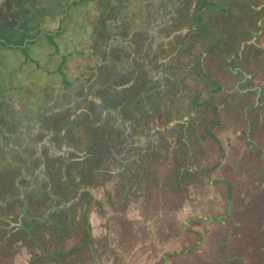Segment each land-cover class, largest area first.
I'll use <instances>...</instances> for the list:
<instances>
[{
    "label": "rangeland",
    "instance_id": "1",
    "mask_svg": "<svg viewBox=\"0 0 264 264\" xmlns=\"http://www.w3.org/2000/svg\"><path fill=\"white\" fill-rule=\"evenodd\" d=\"M75 1L59 0L58 4L54 5L57 9L53 11H57V15L60 14L58 23L62 20L60 27L65 29V34L60 37L62 39L58 40L56 37L54 40L53 35L58 36L55 34L56 29L49 27L50 22L46 23L48 10L54 8V0H41L36 5L47 7L42 11L43 17L33 24L34 28L40 29L31 32L23 26L26 34L20 38L21 41L26 44L28 35L38 36L43 50H53L56 47L68 49L71 43H80L82 33H79L89 26L85 21L87 7L84 6V22L78 21L77 18L81 19L79 16L82 7L78 8L80 0ZM244 4L243 0H229L216 16L212 14L214 20L222 23L221 26L224 25L225 28V20L233 21L243 15V12L235 7ZM121 7V4L117 6L118 9ZM211 7L216 10L220 6ZM76 8L79 13L74 12ZM123 8L125 11L124 4ZM115 9L110 8L109 12ZM92 11H95V8ZM128 16V12H124L123 18L127 20ZM56 17L54 16V19ZM257 20L260 25L256 24ZM41 21L44 23H40ZM67 26H72L73 34L77 35L70 37ZM250 29L245 37L243 34L241 36L250 38L249 40L259 38L256 42L264 48V11L254 16ZM3 36L5 34H2L0 29V55L4 53ZM201 40L207 45L213 42L214 38ZM228 40L229 38L224 36L217 41L221 47L211 52L207 65L204 66H207V73L204 74L208 78L212 75L214 80L222 84L224 90L213 96L202 97L199 101L204 106L200 107L196 115L188 114L186 120L180 119L183 123L177 124L174 116L165 117L162 122L156 119L157 112H153L150 114L151 125L142 126V130L136 125L137 137L133 139L153 135L158 136L157 140L162 142L149 143L151 145L146 151L141 152L139 149L136 154L132 152L123 156L122 152L120 154L118 151L114 154L115 158L108 157L103 164H92V174H89L88 178L92 183L88 181L89 186L84 187L83 199L79 204H75L73 215H70L69 219H62L61 222L50 217L49 224H46L53 229L46 226L36 232L41 235L37 238L39 245L21 238L22 233H17L19 236L15 238V232H10L22 224L17 221L19 206L17 203L11 204L12 195L17 191L12 185L13 179L18 176L14 173L15 177L10 180L9 186H5L6 190L2 189L9 194V200L8 204H5L6 208L0 207V217L8 216V223L0 221V264H264V88H246L247 84L243 83L245 76L241 74L246 73L248 68L245 64L246 58L262 61L257 58L262 50L253 44L246 45L242 50L241 43L237 45V42L232 41V51L227 48L231 41ZM54 44L56 45L53 48ZM19 46L20 44L16 47ZM125 47V56L135 52L130 45L126 44ZM34 50L32 46L29 53H26L25 49L21 48V58L28 64L37 66L38 61L27 59L26 56L35 58L36 53H31ZM139 54L142 58H138L137 53L136 59L126 69L132 70V83L125 85L127 90L137 91L140 84L144 83L143 72L140 70L150 64V54L149 50L146 54L141 51ZM226 54H230L229 62L226 60ZM13 55H7L10 69L22 67L21 59L16 54ZM159 57L156 55L151 61L155 62ZM36 58L38 59V56ZM65 58L67 56L62 52L57 53L51 65L48 59L41 55L40 67L46 69L43 72L35 74V70L33 73L23 68L17 69L18 72L0 70V79L3 75L7 76L5 88H12L17 94L19 91L25 92L24 100L29 104V107H25L27 111L31 107L30 103L42 106L47 103V98L62 102L72 95H77V90H83V80L84 88H90L91 83H95L96 88L90 90H98L102 96L105 94L104 86L99 87L101 71L84 79V72L80 70L82 73L77 78V87L74 88L69 82L70 85L67 86L72 88L63 89L59 95L55 92L51 94L48 88H32V84L35 87L38 85L37 82L43 85L58 80L67 83L69 77L64 78V75H68V72L59 69L60 60L64 63ZM67 68L69 69L68 66ZM152 68H155V64ZM190 71V74L189 71L184 74L181 72L182 88L165 91L163 95L168 100L181 90H189L187 83L197 90L206 88L203 85L204 78L197 75V69ZM153 72L154 70L150 69L149 79L159 86L166 87L162 80L164 76L159 73L154 75ZM255 73L258 78L253 80L251 86L264 80L262 72ZM192 75L195 79L198 76L202 84L198 85L197 81L191 78ZM29 76L33 83L28 84ZM128 92L126 100L131 102L133 96ZM172 104L169 103L168 106ZM5 113L11 115L10 111ZM158 128L167 130L163 132ZM82 134L84 135V129ZM107 135V138L111 136ZM89 160L90 158L87 159ZM124 160L131 162L125 163ZM102 170L107 172L103 173ZM92 177L94 181L91 180ZM126 178L129 190L122 186ZM34 184L39 187L38 181H34ZM44 212L45 210L35 208V212L31 209L28 215H41ZM37 219L40 217L33 218ZM3 226L7 227L6 230ZM52 238H57V241H52ZM11 239L14 242L10 243Z\"/></svg>",
    "mask_w": 264,
    "mask_h": 264
},
{
    "label": "flooded vegetation",
    "instance_id": "2",
    "mask_svg": "<svg viewBox=\"0 0 264 264\" xmlns=\"http://www.w3.org/2000/svg\"><path fill=\"white\" fill-rule=\"evenodd\" d=\"M37 1L39 0H3L2 4L4 6L0 7V18L3 19V22L1 21L2 24L8 27L11 26L12 22L18 23V21H20V25L24 24L25 21H23V19H27L29 14H32L31 9L36 6V4L34 5V3H36ZM168 1H170L171 3V0H165V4H167ZM86 2H88V0H85V3ZM197 4H199L201 7L199 9L194 30L197 33V36L190 39L181 34L180 36L182 37L178 41H171L169 43L162 42L158 45H153L152 42V44L149 46L150 48L148 49L150 54L148 60L150 61V67L145 66L140 70L143 72L144 83L140 84L137 91H135V89L127 90V88L125 87L126 84L131 82L130 76L132 75V72L130 70L121 71V73L117 71L116 73L115 69L111 70V68L109 69L108 66L105 65L102 67H105L104 71L106 72H99V76H101V85L104 84V81H107L108 87L104 86V88L107 89L106 93L102 96V94H99L98 92H94L93 90L84 88V92H86L88 95L84 96L85 117L82 120L80 117L76 118L72 116L70 111L71 108H62L61 112L55 115L54 113H52L51 109L48 108L47 103H42V106H37L36 104L30 103L31 106H33L36 110L33 116H25V118L15 117L13 121L9 120L5 122L7 123L6 125H8V134H12L15 136H18L16 132L19 131L20 124L22 125L28 122L30 123V125H33V133L29 134V138H32L31 142H37L38 140H40V138L42 137V134L40 133L42 132L49 133L44 137L52 136L51 150H46L42 155L43 162L46 164V170L42 171L43 173L41 174V183H43V185L38 187V189L33 186V184L29 188L26 187L27 185H24V181L21 184L19 183L16 185V183L14 182L12 184L17 191L12 195L13 200L11 199V204L17 203V205L19 206L17 211V221L22 224L19 227H15V229L10 232H15L14 235L17 233L30 235L31 237H29L28 239H31L32 233L34 231L40 232L44 227H50V225L46 224H49L48 220L50 219V217L51 219L60 220V222L63 221L62 219H69L68 217L70 215H73L75 204H79V201L83 199L84 187L86 188L87 186H89L90 182L92 183V181L88 180V178H90L89 174H92V164H103L104 160H107L108 157L115 158L114 154L118 151L120 152V154L122 152L124 156L129 153L131 154L132 152H135L136 154L137 150L139 149V151L141 152L148 149L149 145H151L149 144V142H146V145L142 146L139 139L133 140L132 137H134V133H136V131L138 130L136 129V125H138L141 130L148 124L151 125V113L157 112L158 116L156 119L162 120V122L165 117L174 116L176 118L174 119L178 124L180 117L183 118V116L181 115L183 114V112H185L184 104H172V106L167 107V103L164 99L165 95H163L165 91H169L172 88H178L174 82L180 80L182 70L186 71V69H184L186 62L184 60L180 61L181 58L183 57V59H186L187 57L194 54L199 55L202 51L206 55L221 47V44H218L216 41V35L213 36L214 30L218 31L220 28L218 29L212 24H209L214 19V15L208 13L210 9H214L211 7V5L213 4L205 3L203 0H199ZM106 7H108V5H106ZM222 9L223 8H221L220 11H222ZM263 11L264 10H262L261 8L259 10H256L257 13H247L243 15V17L240 19L243 29L238 30V36L243 38V36H241L243 34L245 37L249 33V30H251L250 23L253 20L254 16H256V14L259 15L260 13H263ZM203 20H205V23L202 26L201 22ZM8 23L10 24L8 25ZM61 23L62 20L60 22V25ZM214 23L217 22L214 20ZM257 23L258 20L256 21V24ZM170 27H172L173 32L177 27V30H181L180 33L184 28L183 25H178L176 23H172ZM165 28H169L168 25ZM176 33L177 32H175V35ZM19 38L20 36H18L14 40H18ZM201 38L208 40H210V38H214L215 42L212 40L213 42H209L208 44L210 45L207 46L208 44L206 45V43L203 42ZM237 39H231L229 46H227L229 50H232V41L236 42ZM10 40H12V38ZM30 41L31 40H28L26 44L20 46L28 47L27 45L30 43ZM246 45H248V39L244 38L240 45L241 49H245ZM4 46L9 47L10 49L12 48L11 42L8 43L4 41ZM11 51L16 54L17 57H20L19 54H21V52H15L16 50ZM99 51L101 52V49ZM12 52L10 53L11 55H13ZM156 55L161 56V58L164 57V60L162 61L157 58L155 62L151 61L152 57ZM50 56L52 58L54 57L53 55ZM50 56H47V58L50 59ZM66 56L67 55H65V57ZM3 60L4 59L0 55V70L4 68L2 64ZM159 61L161 64H159ZM53 63L54 61H52V64ZM154 64L155 68H152ZM200 66L201 69L204 70L205 65ZM59 68L67 72L71 71L68 68L66 69V65L63 64H60ZM150 69L154 70V75L156 74L155 70L157 69L160 73H163L164 77L166 78V81L164 82L166 84V87L159 86L157 83H154L149 79V75L151 74ZM174 69L176 70V72ZM172 70L174 71L173 73ZM93 72L96 75L97 71L94 70ZM93 72H91V74L87 72L86 73L89 75H93ZM65 78L67 77L65 76ZM85 78L88 77H86L85 75L84 79ZM5 81L6 80L3 75L0 79V88L5 87ZM101 85H99V87H101ZM219 85L221 86V88H223L221 83ZM66 87L68 86L66 85ZM32 88H36L34 84H32ZM48 88H50V86ZM92 88L96 87L90 86V89ZM128 91H130V94H132L133 96L131 102L126 100L128 99L126 96V94L129 93ZM98 98H101V103L98 102ZM51 100L52 99H47L46 102H50ZM163 102H165V106ZM136 106L139 107V109ZM107 108H110L108 112ZM163 109L164 111H162ZM29 111L31 112L30 109ZM84 119L85 124H83ZM126 124H129V126H126ZM74 128L75 130L80 129L78 133L79 135L73 133ZM128 128L130 129V132H128ZM82 129H84V139L82 138ZM161 130H163L164 132L167 129L164 128ZM170 132L172 131L170 130ZM107 134H110L111 136L107 138ZM66 144L68 146L75 144H84V147H88L85 149L83 148L82 150L86 152V155L85 157H83V160H80L82 158L79 159L81 161V163H79L80 165L78 164L79 161L73 162V153H69L70 151L67 149L64 152L66 154H63L62 156L56 155L54 149H57V147L59 149H62V147ZM136 144H138V148L135 146ZM17 145L18 144L15 143L14 148L16 149V151H18ZM7 146L5 147V150L3 149L5 152L8 151ZM132 146L134 148H132ZM28 149L29 150H25L26 155H21L20 153L16 154V152L13 151V153H15V157L12 159V162L15 163L18 160L24 164L25 158V160H28L27 163L29 167H32V169L39 168V159L34 158V151L30 150L31 147H29ZM85 158H90V160L87 161V159L85 160ZM12 169V167L9 168V166H6L5 174L3 173L1 176V182L6 187L9 186L10 180L15 176V171H13ZM93 178L94 177H92L91 180L94 181L95 179ZM8 197L9 194H7V201L9 200ZM35 208H38L39 210H45V214L43 213L44 215H37L36 213H33L32 216H29L28 212L31 211V209L32 212H35ZM37 217H40V219L33 220V218L36 219ZM0 221L8 223L7 217L0 219ZM3 227L4 230H6L7 227ZM57 237H59V235H57ZM51 240L57 241V238H52Z\"/></svg>",
    "mask_w": 264,
    "mask_h": 264
},
{
    "label": "crops",
    "instance_id": "3",
    "mask_svg": "<svg viewBox=\"0 0 264 264\" xmlns=\"http://www.w3.org/2000/svg\"><path fill=\"white\" fill-rule=\"evenodd\" d=\"M1 1H3V0H0V7H3L4 5L2 4L3 2H1ZM76 1L78 2L79 0H76ZM84 1L85 0H80V5L78 6V8L82 7L80 10V16H79L81 19L77 18L78 14L76 15V18L78 21L84 22V18H82V17H83L84 8H85L84 6H86L87 8H85L86 9L85 21L89 24V26L84 30L85 32L81 31L79 33V34L82 33L80 43H71V47L66 52L63 49L61 50V52L64 55H67V58L65 59L66 62L64 61L65 62L64 65H66V69H67V65H68L69 69L71 70L68 72V75H64V78H65V76L69 77V79H68L69 81H67V83H65V82L62 83L58 80V81L51 82L48 85H45L44 88H48L50 86V88H48V90H50L51 94L55 92L57 95H59V93L62 91V89L72 88L71 86L66 87V85H70V84L73 85L74 88H76L77 87V78L81 75L82 72H85V71L89 74H91V72H93V70L97 71V73L99 71L106 72V71H104L105 67L104 68L102 67L105 65L108 66L109 69L111 68V70L115 69L116 73H117V71H119V73H121V71H127L126 69H128L129 66L132 64V61L134 59H136L137 53H138V58H142V55L139 54V52L141 51L142 54H146V52L150 48L149 46L152 44V42H153V45H155V44L158 45V44H161L162 42L163 43H169L171 41H178L182 37V36H180L181 34L185 35L187 38H190V39L192 37L197 36V33L194 30H195V24L197 22V16L199 13V9L201 8L200 5L197 4L199 2V0H171V3H170V1H168L169 3H167V4H165V0H126L125 3H121L122 1H120V0H117V1H115V0H100V1L97 0L96 2H93V3L88 1L85 3V5H84ZM203 1L205 3H212L213 5H216L217 7L220 6L216 10H209L208 11L209 14H214L215 16L217 15L218 12H220V9L223 8L229 2V0H203ZM231 1H234V2L238 1L239 2L240 0H231ZM243 1L245 3L244 5L235 7L238 11L241 10V12H243V15H245L247 13H252V14L257 13L256 10L257 9L259 10L261 8H262V10H264V0H243ZM39 2H41V0L34 3V5L39 3ZM30 4H31V2H30ZM102 4H104L103 5L104 8L109 7L107 9V13H111V14H115V15L111 16V15L106 14V15L101 16V14L99 12H100V8H102L101 7ZM107 4L109 5L108 7H106ZM119 4H121V6H122L120 10L123 11V12L120 11V13H119V9L117 8V6ZM123 4L125 6V11L123 8ZM110 5H111V7H110ZM255 6H257L258 8H254ZM36 7H37V5L32 8L33 9L31 11L32 14H29V16L32 17L34 15ZM78 8H76L74 10L75 13L76 12L79 13ZM93 8H95V11H92ZM104 8H103V11H101V12H104ZM110 8H111V10H113L115 8L116 9L114 11L109 12ZM124 12H125V14L128 12L129 16H128L127 20L125 18H123ZM243 15L239 16V18L233 19V21L232 20H225L226 21L225 28H224V25L221 26L222 23H220V22L214 23V19H215L214 18L213 21H211L209 24H212L213 26H215L218 29L220 28L218 31L214 30V32H213V36L216 35V41H219L220 38L225 36L226 38L228 37L229 40H231V39L235 40L238 38L236 42H237V45L240 44L242 42L241 41L242 38L240 36H238V30L243 29V27L241 26V20H240L243 17ZM55 16H57L58 18L57 17L55 19L48 18V19H46V23L50 22L51 25H49V27L51 29H53V28L56 29L55 34L62 33V31L65 32V29L62 30L63 27H60V24L58 23V20L60 18V14L55 15ZM92 17H94V18H92ZM95 19H96V21H94ZM2 20L3 19L0 18L1 33L5 34V36L2 37L3 42L4 41H6L8 43L11 42V47H12L11 49L14 51L16 50L15 52H20L21 48L25 49L26 47H21V46L16 47L19 44L20 45L24 44L20 39L21 37L18 40H14L18 37L17 34L20 32L19 29H21V25H20L21 22L20 21H18V23L17 22H12V23L10 22L11 26L8 27V26L2 24V22H3ZM235 20L239 21V23H237ZM10 23H8V25ZM40 23H44V21H41ZM172 23H176L178 25L179 24L183 25L184 28H183L182 32L180 33L181 30H177L178 29L177 27H176V29H174L175 31L173 32L172 27H170L172 25ZM204 23H205V20H203L201 22V25L203 26ZM52 25H55V26H52ZM61 25H62V23H61ZM167 25L169 28H165ZM258 25H260V22H258ZM226 26H230V28H226ZM58 27H59V30H57ZM9 28H11V29H9ZM67 28L69 29V34H71L70 37L73 35H77V34H73V32H72L73 27L72 26H70V27L67 26ZM32 29L33 30H31V32L36 31L37 29L39 30L40 28L36 27V28H32ZM225 29H227V30H225ZM175 32H177L176 35H175ZM74 33H76V32H74ZM11 38H12V40H10ZM38 38L39 37L37 36V38L32 39L31 43H29V44H32L34 46L41 45V42H39L37 40ZM249 39H248V45L249 46H250V44L257 45V47L262 50V53L257 56V58L259 60H262V61L257 62L255 60H253L251 57H248L245 59V61H246L245 64H246V67L248 66V68H246V71H245L246 73L241 72L242 76H245L243 83L247 84L246 88H259V87L264 88V80L262 82L259 81L258 84L251 86V84L253 83V80L254 79L257 80V78H258L255 71L256 72H259V71L262 72V74L264 76V50H263L262 46H259V44L256 42L259 38L255 37V38H252V40H249ZM28 40H30V39H28ZM29 44L27 46H29ZM84 44L87 47L86 49L84 48ZM126 44L130 45L132 50L135 51L131 55L125 56L127 54L124 51L126 48L125 47ZM3 48H4V53L1 54V57L4 59L12 51L10 50L9 47H5L4 45H3ZM17 48H19V49H17ZM100 49H101V52L99 51ZM206 50H208V49H206ZM232 51H233V49H232ZM101 53H102V56H101ZM112 54H115V56H112ZM210 55H211V52L205 55L202 51V52H200L199 55L194 54V55L187 57L186 59H183V57H182L180 61L184 60L186 62L185 66H184V69H186V71L182 70L181 72L184 74V72L189 71V74H190L192 72V71H190V69L196 68L198 71V73H197V75H198L199 71H200L199 70L200 65H203V66L205 64L207 65V62L209 60ZM229 55L230 54H226V60L228 62H229V60H228ZM19 56H20L19 58L21 59L22 54H19ZM242 57H243V55H242ZM122 58H124V59H122ZM159 59L163 61L164 57L161 58V56H160ZM159 64H161L160 61H159ZM21 65H22V67L18 66L16 68V70L17 69L19 70V68H23V69H25V71L29 69L33 73L35 70V72H36L35 74L43 72L45 70L43 67H40V65H42L41 63H38L39 66L38 65L36 66L35 64H33V65L28 64V63L27 64H21ZM148 66L150 67V64ZM250 67H251V69H249ZM253 68H255V69H253ZM18 70H17V72H18ZM129 70L132 71L131 69H129ZM206 70H207V66H206V68L204 67L203 71L206 72ZM175 72H176V70H175ZM87 73H86V77L89 76V74H87ZM155 73H156L155 75H158V73H159L161 76H164L163 73L162 72L160 73L158 69L155 70ZM93 74H94V72H93ZM194 75H192L191 78L195 79V77H193ZM83 76H84V74H83ZM91 76H93V75H91ZM198 76H196L197 79H195V81H197L198 85H201L202 82H200L198 80ZM262 78L264 79V77H262ZM162 80L164 83L166 81V78L164 77V79H162ZM209 80L215 81L212 75H210L209 79L204 78V82H206V81L209 82ZM69 82H70V84H69ZM204 82H203V85L206 88H201V90H197V88H193L191 90L192 85L187 83L188 88H190L189 90H187V89H185L184 91L181 90L182 92L179 91V93H177L176 96L169 97V100L166 98V96H164V99L167 103L166 106L168 107L169 103L178 104V105L184 104L185 112H183V114L181 115V116H183V118L180 117V119H182V120H186L189 115H192V116H193V114L196 115L197 111L200 108L197 107L198 109L195 110L192 100H194L195 97H197L201 93L210 92V94L208 96H211V89L216 88L213 84L212 85L209 83L206 84ZM29 83H33L32 78L30 76L28 78V84ZM129 83L131 84L132 81ZM174 83L176 84V86L178 88H182L183 85H181V84H183V79H181V77H180V80L176 81ZM238 83H240V81H238ZM192 84H194V82ZM244 84H242V87L244 86ZM94 85H95V83H91L90 86H94ZM102 86L108 87L107 81H104V84ZM36 88H42V87L37 85ZM81 88H83V90L82 91L77 90V95H72L71 98L69 97V99L63 100L62 102L55 100V99H52L50 102L47 101L48 108L51 109L52 113H54L55 115L59 114L61 112L62 108H66V107L71 108L70 111H71L72 116H74L76 118L80 117L82 120V118L84 117V111H85L84 110V108H85L84 96L88 95L86 92H84L85 91L84 80H83V86ZM88 89L90 90V88H88ZM106 90L107 89L105 88V90H104L105 93H106ZM222 90H224V88H222ZM93 91H94V89H93ZM97 91L98 90H96L94 92H97ZM24 94H25V92H22V91H19V94H17L13 91L12 88H5V87L0 88V207L1 208H6L7 206H5V204H8V201L6 200L7 194L3 191V190H6V187L1 182V176L3 173L5 174L6 166H9V168L12 167L13 168L12 170L15 171L16 176L18 175L17 179H13L14 183H16V185L19 183L21 184L24 181L23 182V183H25L24 185H27L26 187L29 188L32 186V184H33V186H35L34 181H38L39 187H40L41 185H43V183H41V179H42L41 174L43 173L42 171H44L46 168V166H45L46 164L43 162L42 155L44 154V152L46 150H51V148H52L51 147L52 136L44 137L45 135L49 134L48 132L40 133V134H42L41 135L42 137L40 138V140H38L37 142L36 141L31 142L32 138H29V134L33 133L32 132V130H33L32 126L33 125H30V123H28V122L24 123L22 125L20 124V129H19V131L16 132V134H18V136L8 134V132H7L8 125H6L7 124V123H5L6 121H9V120L13 121L15 119V117H24L25 118V116L26 117L32 116L31 115L32 113L29 110L27 111L25 109V107L26 108L29 107V104L26 102V100H24V96H23ZM201 98H200V100H201ZM11 99H12V103H11ZM47 99H49V98H47ZM45 100L42 101V103H44ZM98 102L99 103L102 102L101 98L98 99ZM199 105H200V101L197 102V106H199ZM109 110H110V108H107V112ZM6 111H10L11 115L6 114L5 113ZM190 112H192V113H190ZM195 115H194V117H195ZM5 117H7V118H5ZM182 120H179L178 124L183 123ZM154 124L156 125L158 123H154ZM73 126H74V124H73ZM126 126H129V124H126ZM158 129L161 130L160 128H158ZM79 131H80V129L75 130V128H74L73 133L79 135L78 134ZM5 132H6V134H5ZM128 132H130L129 128H128ZM135 135H136V133H134V138L137 137ZM82 138L84 139V135ZM157 138H159V137L158 136L155 137L153 135L145 137V135H144L142 137V139H139V140L141 142L140 144L142 146H144L146 144V142H149V143H152V142L156 143V141L162 142V140L158 141ZM4 142H5V144H4ZM15 143L18 144L17 145L18 151H16V149L14 148ZM7 144H8V146H7ZM6 146L8 148V151L6 150L7 152L4 151ZM29 147H31L30 150L34 151L33 152L34 158L39 159L38 160L39 161V168H37V169H35V168L32 169V167H29L28 163H27L28 160H25V158H24V164L18 160L15 163L12 162V159L15 157V153H13V151H15L16 154L20 153L21 155H26L25 150H29L28 149ZM53 148H54V146H53ZM83 148H84V144H75V145H71V146H68L66 144L62 147V149H59L57 147V149H54V152L56 153L57 156H62L63 154H66L64 152L67 149L70 151L69 153H73L72 154L73 162L79 161V163H81L80 160H83L84 159L83 157H85L84 155H86V152L82 151ZM80 158H82V159H80ZM129 162H131V161H129ZM129 162H128V160L125 161V163H129ZM41 163H43V164H41ZM123 166H124V164H123ZM102 172L106 173L107 171L102 170ZM127 179L128 178H126L124 183H122L123 184L122 186L126 187L125 189L128 188V190H129L130 186L128 185ZM2 193L6 196H4ZM5 216L8 217L7 215H5ZM3 218H5V217H0V219H3ZM7 220H8V218H7Z\"/></svg>",
    "mask_w": 264,
    "mask_h": 264
},
{
    "label": "trees",
    "instance_id": "4",
    "mask_svg": "<svg viewBox=\"0 0 264 264\" xmlns=\"http://www.w3.org/2000/svg\"><path fill=\"white\" fill-rule=\"evenodd\" d=\"M97 1V0H96ZM100 1V0H99ZM104 4H102V6H103ZM44 6V5H43ZM50 13H51V10H50ZM46 19H48V15L46 16ZM40 20V19H39ZM39 20H37L36 21V23L39 21ZM23 21H25V23L24 24H22L21 25V29H19V33L17 34L18 36H20V37H22L23 36V34H26V32H24L23 31V29H24V27H26L27 28V30L28 31H31L32 29V27L34 28V26L35 25H33L34 23H32V21H33V17H31V16H28L27 17V19H24ZM24 26V27H23ZM85 32V31H84ZM65 34V32H62V33H57V35L58 36H56L55 35V37H54V35H53V37L52 38H54V40L56 39V37L58 38V40H60V39H62V38H60L61 36H63ZM85 34V33H84ZM48 36H50L49 34H48ZM44 37H46V36H44ZM35 38H37V36H29L28 35V39H30V40H32V39H35ZM38 40V39H37ZM36 40V41H37ZM30 43H31V41H30ZM55 43V42H54ZM55 45L56 44H54L52 47L54 48L55 47ZM34 47L35 48V50H34V52H31V53H36V55H35V58H32L30 55H26L27 56V59H33L34 61H38V63H40V60H39V58H40V56L41 55H44L46 58H47V56H50V55H53V56H55V54H57V53H61V50L62 49H58L57 47L56 48H54L53 50H43V49H41L42 48V45H39V46H34V45H32V44H29V46L28 47H26L25 48V51H26V53H29V48L30 47ZM217 46V45H216ZM64 47V46H63ZM60 48V47H59ZM84 48L86 49L87 47L85 46V44H84ZM69 49V48H68ZM68 49H65V47L63 48V50L66 52ZM43 52H47V53H49V54H46V53H43ZM22 54V53H21ZM38 56V59L36 58ZM54 58V57H53ZM53 58L50 56V59L49 58H47L48 59V61L50 62V64H52V61H53ZM21 62H22V64H27V62L25 61V60H23V59H21ZM66 62V61H65ZM65 62L64 63H62V61H60V64H65ZM42 64V63H41ZM59 64V65H60ZM60 69V68H59ZM62 70V69H61ZM199 74L198 75H200V76H202L203 78H208L207 77V75L206 74H204V71L201 69V66H200V68H199ZM86 72V71H85ZM84 72V76L86 75V73ZM209 79V78H208ZM207 83H209V84H213L216 88L214 89V88H212L211 89V96L212 95H214V94H217L218 92H220V91H222V88H221V86L219 85V83L218 82H215V81H210V82H208V81H206ZM191 89H193V88H191ZM188 90V89H187ZM210 94V92H207V93H201L200 95H198L197 97H195V99L194 100H192L193 101V104H194V109L196 110V109H198V108H200V107H203L204 106V104H200L199 106H197V102L200 100V98L201 97H204V96H208ZM198 107V108H197ZM15 236V238H17L19 235L18 234H16V235H14ZM20 237L21 238H26V239H28L29 237H31L30 235H26V234H21L20 235ZM38 237H41V235L40 234H38V233H36L35 231L32 233V238L31 239H29L28 241H32L33 243H36L37 245H39L40 243H37V238ZM20 238V239H21ZM17 241H18V239H17ZM11 242H14V240L13 239H11L10 240V243Z\"/></svg>",
    "mask_w": 264,
    "mask_h": 264
},
{
    "label": "water",
    "instance_id": "5",
    "mask_svg": "<svg viewBox=\"0 0 264 264\" xmlns=\"http://www.w3.org/2000/svg\"><path fill=\"white\" fill-rule=\"evenodd\" d=\"M91 3H93V2H96V0H89ZM41 6V5H40ZM46 7L47 6H44V7H39V6H37L36 8H35V13H34V15L32 16L33 17V21H32V23H35L37 20H39V19H41L42 17H43V9H46ZM102 8H100V11H103V6H101ZM94 9V8H93ZM54 10V9H53ZM51 11V13L49 14V17L50 18H52V19H54V16L56 15V11ZM50 10H48V12H49ZM120 11H122V10H119V13H120ZM123 12V11H122ZM3 69L2 70H5V71H11L12 70V72L14 71V70H16V68H14V69H10V63H9V56H6L5 58H4V60H3ZM4 78H5V80H6V76H4ZM38 83V85L39 86H41L42 88H44V86L45 85H43V84H41V83H39V82H37ZM30 110H31V115L33 116L34 115V113H35V108L33 107V106H31L30 107Z\"/></svg>",
    "mask_w": 264,
    "mask_h": 264
},
{
    "label": "clouds",
    "instance_id": "6",
    "mask_svg": "<svg viewBox=\"0 0 264 264\" xmlns=\"http://www.w3.org/2000/svg\"><path fill=\"white\" fill-rule=\"evenodd\" d=\"M58 1H59V0L54 1V3L52 4V7H54V5H57V4H58ZM62 1H65V0H62ZM88 1H89V0H88ZM38 6H40V4H38ZM44 6H47V5H44ZM53 9L55 10V9H57V7L52 8L51 11H52ZM107 9H108V8H104V12L101 13V16L107 14ZM48 13L50 14V11H49ZM57 14H58V13H57V11H56V15H57ZM48 18H50L49 15H48ZM51 19H52V18H51ZM21 59H22V58H21ZM21 64H22V62H21Z\"/></svg>",
    "mask_w": 264,
    "mask_h": 264
}]
</instances>
